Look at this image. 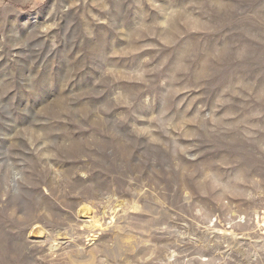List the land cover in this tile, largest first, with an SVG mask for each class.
I'll return each instance as SVG.
<instances>
[{
    "label": "rangeland",
    "instance_id": "obj_1",
    "mask_svg": "<svg viewBox=\"0 0 264 264\" xmlns=\"http://www.w3.org/2000/svg\"><path fill=\"white\" fill-rule=\"evenodd\" d=\"M0 264H264V0H0Z\"/></svg>",
    "mask_w": 264,
    "mask_h": 264
}]
</instances>
